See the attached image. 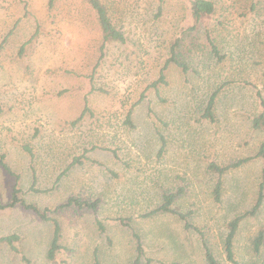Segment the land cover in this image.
Segmentation results:
<instances>
[{
    "label": "rangeland",
    "instance_id": "374dc122",
    "mask_svg": "<svg viewBox=\"0 0 264 264\" xmlns=\"http://www.w3.org/2000/svg\"><path fill=\"white\" fill-rule=\"evenodd\" d=\"M25 1L26 8L21 0H0V155L14 172L0 166V202L10 200L15 183L41 208L54 209L71 196L98 200L96 210L51 213L60 224V264H95V252L99 264H132L133 231L143 244L140 264H207L199 235L184 230L178 218L140 216L164 191L182 188L175 209L192 212L191 222L228 264L226 224L252 207L260 162L226 173L219 203L210 194L206 164L252 156L263 139L251 123L259 111L257 92L264 96V0H213L210 36L223 59L211 55L202 27L186 33L179 58L188 71L170 65L157 90L147 86L157 79L169 42L189 25L190 0H163L159 17L158 0H101L126 42L110 45L94 73L101 33L92 11L78 0H58L51 12L47 0ZM33 16L44 29L19 52L34 31ZM217 89L215 121L209 122L202 113ZM133 104L134 127L127 128L123 120ZM85 107L89 111L70 125ZM159 133L166 140L160 156ZM23 144L32 147L33 159ZM92 146L91 161L66 170ZM118 218L129 219L132 231ZM261 227L264 204L240 223L234 243L240 264H264V246L259 256L249 247ZM52 230L50 221L29 211H0V237L19 236L17 252L0 243V264H53L45 257Z\"/></svg>",
    "mask_w": 264,
    "mask_h": 264
},
{
    "label": "trees",
    "instance_id": "16d2710c",
    "mask_svg": "<svg viewBox=\"0 0 264 264\" xmlns=\"http://www.w3.org/2000/svg\"><path fill=\"white\" fill-rule=\"evenodd\" d=\"M57 1L58 0H47L46 9L48 12H51L55 8ZM78 1L84 3L90 9V11H92L101 33V41L98 46V56L93 68V73H94L97 67L100 66L101 62L104 60L108 47L112 44H124L126 42V36L124 32H122L120 28H118L114 24L110 13L111 10L104 2H102L101 0H78ZM162 1L163 0H158L157 12L155 14V17H159L161 15ZM23 3H24V8H26V1H24ZM215 11H216V6L213 0L189 1L190 23L185 29L182 30L183 33L181 32L180 36H175L169 42L167 48V57L159 69L158 77L156 80L148 84L147 86L148 88L150 87L157 90V86L159 84H166L165 70L170 65H174L178 67L183 73H186L188 71L187 63L183 60H180L179 58L180 56L179 48L181 46V42L185 34L196 32L200 30V27L204 29L205 37L209 43L210 53L213 56V58H215L217 61H221L223 59L224 56L220 53L219 47L215 43L213 37L210 36L209 20L214 15ZM25 14L30 15V12H28L27 10ZM33 20H34V31L29 37V39L26 42H24L23 45H21L19 52H23L24 45L33 41L39 35V33H41L44 29L41 21L37 17L33 16ZM87 77H89L90 80H92V75H88ZM262 84L264 90V72H263ZM219 89L213 91L210 94L206 106L203 109L202 117L209 122L215 121L214 108L216 106V96L218 94ZM143 96L144 94L142 93L140 95V98L135 102V104L139 103L142 100ZM257 99H258L259 111L252 118L251 125L253 129H255L256 131L262 134L263 139L259 143L258 148L254 153V155L237 159L225 165H219L214 161H209L206 164V171L213 176V185L210 190V194L213 200L216 203H219L222 199L223 181L225 174L232 169L240 167L242 164L250 160L256 159L260 162L257 190L252 207L241 214L235 215L226 224V233L222 241V250L224 252L225 260L227 261L228 264H240V262L237 260L235 256V250H234L235 236L239 229L240 223L245 218L254 216L258 212L259 208L264 204V96L260 92H257ZM135 104H133V106H131L125 114L123 124L127 128L134 127V123L132 120V113ZM88 111L89 109L85 107L81 112V114L76 119L70 121L69 124L75 125L76 123H78V121L81 120ZM1 112H2V108L0 106V113ZM158 138L160 140L158 155L160 156L165 150L166 140L165 137L160 133ZM22 148L33 159L34 152L32 147L28 144H23ZM95 148L96 146H92L91 148H84L80 154L73 156L66 170L70 169L75 165L81 166L85 164L87 161H91L88 156V153L94 150ZM113 154L115 157L117 156L115 151L113 152ZM0 166L9 174L11 175L14 174V172L9 168L8 164L3 160V155H0ZM30 190L34 192L39 191L33 186L30 187ZM183 192L184 190L182 188H179L175 191H164L161 194V198L158 205H156L154 208L150 209L149 211L142 213L140 216L142 218H147L157 214L175 216L183 223L182 226L184 230L186 231L192 230L193 232L199 235L201 239V246L203 249V255L206 263L222 264L214 255L210 245L206 241L204 233L191 222L190 216L192 212L191 211L180 212L177 209H175L174 204L177 198L180 195H182ZM23 194L24 192L19 187H17L15 183L11 189L10 200L7 203L0 202V211L6 208H10V209L20 208L24 211L31 212L34 215V217L39 220L50 221L52 223L53 230L47 250L45 252V257L48 261H50L53 264H60L57 263L56 261V256L60 252L61 248H63L60 244V238H61L60 224L57 221V219L51 215V213H56L61 208H74L76 210L77 209L96 210L98 200H93V201L81 200L77 197L71 196L63 204L56 206L54 209H49V208H41L33 202H28L23 197ZM117 222L119 225L129 228L131 230L129 219L118 218ZM97 225H98V229L104 232L105 229L104 225L100 221H97ZM132 237L134 239L135 252H136L132 264H140L141 259L144 255L142 240L140 235L134 231L132 232ZM18 240H19V236L16 234H10L0 237V243L6 245L12 252L18 251L16 246ZM263 246H264V227H261L250 238L249 247L254 255L259 256L261 255ZM22 259L26 261L24 257H22ZM94 259H95L94 261L95 264H99L96 252L94 253ZM146 261L149 264L150 260L147 259Z\"/></svg>",
    "mask_w": 264,
    "mask_h": 264
},
{
    "label": "crops",
    "instance_id": "0c3cea01",
    "mask_svg": "<svg viewBox=\"0 0 264 264\" xmlns=\"http://www.w3.org/2000/svg\"><path fill=\"white\" fill-rule=\"evenodd\" d=\"M21 1H22V2H24L25 0H24V1H23V0H21Z\"/></svg>",
    "mask_w": 264,
    "mask_h": 264
}]
</instances>
